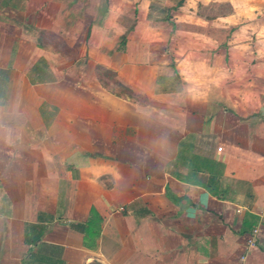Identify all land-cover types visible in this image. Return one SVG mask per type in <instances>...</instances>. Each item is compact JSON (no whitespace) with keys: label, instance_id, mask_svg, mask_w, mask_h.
<instances>
[{"label":"crops","instance_id":"crops-1","mask_svg":"<svg viewBox=\"0 0 264 264\" xmlns=\"http://www.w3.org/2000/svg\"><path fill=\"white\" fill-rule=\"evenodd\" d=\"M0 264H264V0H0Z\"/></svg>","mask_w":264,"mask_h":264},{"label":"trees","instance_id":"trees-1","mask_svg":"<svg viewBox=\"0 0 264 264\" xmlns=\"http://www.w3.org/2000/svg\"><path fill=\"white\" fill-rule=\"evenodd\" d=\"M96 75L99 77L100 80H102L104 77H107V78H112L113 77V74L112 72H109L107 70H104L103 68H100V67H97L96 68ZM103 85H107L106 82L105 83H102ZM123 91V97L125 99H128L129 101H138L137 99L138 98H135V95L132 93V91H129L128 89H122ZM121 92V91H120ZM116 96L118 97H122V95H120L119 93H115ZM91 214H95L94 210L91 209ZM91 217H89V221H90ZM89 221L87 223V225L89 224ZM86 227V225H85Z\"/></svg>","mask_w":264,"mask_h":264},{"label":"rangeland","instance_id":"rangeland-1","mask_svg":"<svg viewBox=\"0 0 264 264\" xmlns=\"http://www.w3.org/2000/svg\"><path fill=\"white\" fill-rule=\"evenodd\" d=\"M161 5H165V7L164 8H166L167 7V1H166V3L165 2H162V4ZM161 5H158V8L159 9H161L160 11H162L163 10V8L161 7ZM191 6H194V4H192ZM195 7V6H194ZM225 9H227L226 7H225ZM155 11H156V13L158 14V15H160V11L159 10H157L156 8H155ZM164 15V14H163ZM120 22L122 23V24H128V23H131V24H133V20L131 19V22L129 21V19H121L120 20ZM126 29H128L127 27H126ZM95 73H96V70H95ZM39 77V76H38ZM41 77V76H40ZM107 84V83H106ZM108 85H110L111 86V89H112V91L113 92H116V93H119L120 95H122L123 96V91H122V87H119L118 85H116L115 87H113V84H108ZM73 89H74V87H73ZM121 91V92H120Z\"/></svg>","mask_w":264,"mask_h":264},{"label":"built area","instance_id":"built-area-1","mask_svg":"<svg viewBox=\"0 0 264 264\" xmlns=\"http://www.w3.org/2000/svg\"><path fill=\"white\" fill-rule=\"evenodd\" d=\"M259 232V228H253V230L251 231L249 239L247 241V245L250 249L256 246V239L259 235Z\"/></svg>","mask_w":264,"mask_h":264}]
</instances>
